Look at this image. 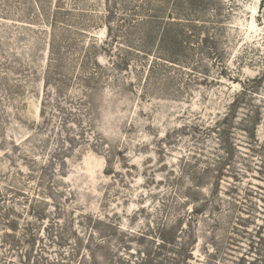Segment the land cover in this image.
I'll return each mask as SVG.
<instances>
[{
  "label": "rangeland",
  "instance_id": "rangeland-1",
  "mask_svg": "<svg viewBox=\"0 0 264 264\" xmlns=\"http://www.w3.org/2000/svg\"><path fill=\"white\" fill-rule=\"evenodd\" d=\"M0 264H264V0H0Z\"/></svg>",
  "mask_w": 264,
  "mask_h": 264
},
{
  "label": "trees",
  "instance_id": "trees-1",
  "mask_svg": "<svg viewBox=\"0 0 264 264\" xmlns=\"http://www.w3.org/2000/svg\"><path fill=\"white\" fill-rule=\"evenodd\" d=\"M262 77H257L255 80H261ZM242 91H247L246 88H244ZM239 98V97H238ZM238 98L236 100H234L233 104H235V102L238 100Z\"/></svg>",
  "mask_w": 264,
  "mask_h": 264
}]
</instances>
